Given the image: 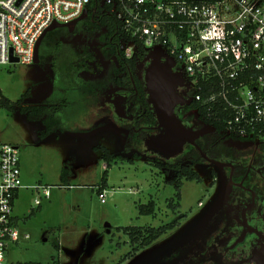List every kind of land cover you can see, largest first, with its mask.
<instances>
[{
  "label": "rangeland",
  "instance_id": "1",
  "mask_svg": "<svg viewBox=\"0 0 264 264\" xmlns=\"http://www.w3.org/2000/svg\"><path fill=\"white\" fill-rule=\"evenodd\" d=\"M80 22L77 27L81 31ZM89 24L94 26L92 21ZM62 29L60 40L50 44V37L43 42L39 63L0 65V89L6 98L13 103L23 99L25 105L51 101L62 108L63 122L62 130L42 140L45 126L41 122L28 121L18 110L0 108V142L19 148L24 186L13 216L22 235L29 236L9 247L6 264H53L54 258L60 264H167L173 254L198 242L210 221L220 220L229 189L244 192L222 178L216 181L206 162L194 167L202 182L184 181L180 207L176 211L169 208L175 187L167 181L176 173L167 174L155 163L167 166L181 158L161 157L140 143L130 123L115 114L112 99L116 88L110 86L96 97L77 90L73 71L81 61L80 54L90 53L87 45L67 39V28ZM106 62L104 69L97 67V61L91 62L83 77L104 78L109 65ZM189 115L192 113L185 115V123ZM247 145L236 143L239 148ZM97 147L126 159H118L108 171L105 204L97 192L106 163ZM68 161L72 173L64 182L62 172ZM213 168L222 175V166ZM66 185L72 188H64ZM37 186L52 187L51 197L47 200L41 190L35 189ZM39 197L42 205L36 208ZM150 200L156 202L155 217L140 216L139 206ZM169 224L174 226L172 230L136 253L137 245H131L129 237L117 230ZM129 253L133 255L125 261Z\"/></svg>",
  "mask_w": 264,
  "mask_h": 264
},
{
  "label": "built area",
  "instance_id": "2",
  "mask_svg": "<svg viewBox=\"0 0 264 264\" xmlns=\"http://www.w3.org/2000/svg\"><path fill=\"white\" fill-rule=\"evenodd\" d=\"M84 12L99 26L116 24V47L137 66L155 51L161 63L173 60L172 72L195 92L191 102L206 111L204 127L222 124L228 139L250 137L264 148V0H0V65L14 64L11 51L17 63L33 64L45 31ZM21 175L19 148L0 142V264L29 238L13 216ZM35 189L51 197L52 187ZM97 194L105 204L107 191Z\"/></svg>",
  "mask_w": 264,
  "mask_h": 264
},
{
  "label": "trees",
  "instance_id": "3",
  "mask_svg": "<svg viewBox=\"0 0 264 264\" xmlns=\"http://www.w3.org/2000/svg\"><path fill=\"white\" fill-rule=\"evenodd\" d=\"M92 21L94 26L90 27L89 22ZM80 23H83L82 30H78V24L74 32H69L67 29L66 35L67 39L72 40L76 44H85L88 47L89 55H84L81 53V61L76 66L74 73V78L78 81L77 90H79L84 95L96 97L107 88L111 87H123L129 88L133 97L130 101L135 100V106L142 109V112L138 110H131L128 112V116L133 117L137 123L136 128L140 129L141 126H154L157 125V119L155 112L151 106V103L147 96L146 83L143 75L137 73V65L135 61L127 60L123 57L122 53L118 51L116 47V24L105 19L103 21V26L97 25V22L92 18H87ZM89 25V26H88ZM62 28L50 31L43 42L50 37H53L49 43H55L62 37ZM78 31V32H77ZM75 35L79 40L75 41ZM42 42V44H43ZM90 43V44H89ZM92 44V46H91ZM39 51V59H41ZM99 69H104L106 61L109 62L107 73L104 78H96L92 80H86L83 77L84 70L88 67L91 62H96ZM195 92H192V97ZM23 99L18 100L16 103L11 102L6 98L0 89V108H5L8 111L18 110L20 114L24 115L26 119L30 122H41L45 126V130L42 131L40 138L42 140L46 139L51 134L58 130L63 129V122L60 116V111L62 108L58 104L52 103L51 101L44 100L40 104H23ZM194 107H197L200 114L199 118H195V115H189L187 120L194 121L197 127H203L202 118L206 116V111L198 107L195 103H192L183 111L184 117L188 113H192ZM131 126V124H130ZM195 128V126H192ZM214 132L204 135L196 141V144L202 149V151L208 155L209 158L215 161H224L225 159H233L239 153L232 147H230L227 142L228 140L237 141L242 143H249L253 141V138H235L228 139L225 134H222V124H216L214 127ZM133 130V129H132ZM134 133L139 134V141L144 142L147 139V134L145 131H134ZM96 150H102V160L106 163V168L103 174L102 182L98 186V191L106 190L108 184V171L118 159L126 160L121 155H116L111 153V151L105 147L96 148ZM185 158V159H184ZM184 160V161H183ZM130 162L133 163L131 160ZM206 163L205 159L200 155V153L194 148L190 147L184 153L183 158L180 161L168 163L167 166L163 163L156 161V167L162 169L167 174L176 173L175 176L168 180V184L175 187V195L168 202L169 208L176 211L180 207V202L182 200L181 188L184 181H196L202 182V177L197 171L194 170L195 166H200ZM246 163V162H245ZM237 171H242V166H237ZM72 173V164L68 161L63 172L62 180L66 182ZM140 216H152L156 215V202L150 200L146 205L139 206ZM173 225H165L161 227H119L117 230L123 232L129 237V242L131 245H137L134 248V252H138L145 247L152 245L157 241L163 234L172 230ZM57 250H60L59 245L56 246ZM133 254L129 253L126 259L130 258ZM126 259H124L126 261ZM23 264H42V263H23ZM53 264H60V261L55 260Z\"/></svg>",
  "mask_w": 264,
  "mask_h": 264
},
{
  "label": "flooded vegetation",
  "instance_id": "4",
  "mask_svg": "<svg viewBox=\"0 0 264 264\" xmlns=\"http://www.w3.org/2000/svg\"><path fill=\"white\" fill-rule=\"evenodd\" d=\"M148 66V63H143L137 67V73L143 75L144 79ZM180 79L181 82L176 91L182 102L175 106L174 112L188 128L195 126L194 130H200L204 126L199 128L191 120L184 122L183 111L192 104L193 91L188 87L184 77L181 76ZM115 91L114 96L125 97L124 105L127 113L134 109L142 112L141 108L138 109L134 105L135 100L134 102L133 99L130 101L133 95L129 88L116 87ZM187 101L189 104L186 103ZM127 121L134 131H145L147 138L154 134L159 138L165 135L164 130L158 128V120L157 125H143L140 129L136 128L137 121L133 117L129 116ZM236 143L242 142L231 140L227 142L239 154L233 159L224 161L212 160L197 144L196 146L186 145L181 153L171 157L174 159L179 156L182 159L190 147L194 148L210 164L211 174L215 173L216 181L218 178H222L234 189L242 190L244 194L229 189L227 191V206L224 214L218 218L220 220L218 222L210 221V226H207V230L204 231L203 236L201 235L199 241L197 240L198 242L187 245L184 250L173 254V257L167 259V264H264V148L250 141L243 149L237 147ZM159 156L163 157L160 154ZM210 161L224 164L222 165L224 168L222 175L217 174L213 168L214 164ZM237 166H242L243 170L238 172Z\"/></svg>",
  "mask_w": 264,
  "mask_h": 264
},
{
  "label": "water",
  "instance_id": "5",
  "mask_svg": "<svg viewBox=\"0 0 264 264\" xmlns=\"http://www.w3.org/2000/svg\"><path fill=\"white\" fill-rule=\"evenodd\" d=\"M198 1V0H191ZM88 18V13L84 14L76 21L68 25L53 24L41 36L35 48L34 63H39V51L46 35L58 28H67L69 32H74L79 21ZM160 53L155 51L150 57L149 66L145 72L146 90L149 101L153 107L158 120V128L163 129L165 135L161 138L151 135L145 141L147 149L158 153L166 158H171L181 153L186 145L196 146V141L206 134L213 133L214 130L209 127H203L200 130L188 128L176 116L174 108L182 102L177 94V86L181 82L179 74L172 73L175 63L169 59L165 63L160 62ZM11 62L17 63L18 59L13 58L11 51ZM115 114L121 119H129L125 108V97L122 95L114 96L112 99ZM188 103V101L186 102ZM189 104V103H188ZM207 157L206 155H204ZM214 165L222 166L223 163L210 161Z\"/></svg>",
  "mask_w": 264,
  "mask_h": 264
},
{
  "label": "crops",
  "instance_id": "6",
  "mask_svg": "<svg viewBox=\"0 0 264 264\" xmlns=\"http://www.w3.org/2000/svg\"><path fill=\"white\" fill-rule=\"evenodd\" d=\"M68 180H69V178H68ZM68 180H67V181H68ZM59 247H60V244H59ZM129 259H130V258H129ZM127 260H128V259H126V261H127Z\"/></svg>",
  "mask_w": 264,
  "mask_h": 264
}]
</instances>
